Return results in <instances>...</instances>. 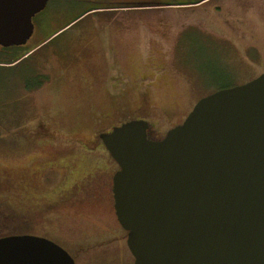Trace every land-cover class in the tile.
I'll use <instances>...</instances> for the list:
<instances>
[{
    "label": "rangeland",
    "instance_id": "rangeland-1",
    "mask_svg": "<svg viewBox=\"0 0 264 264\" xmlns=\"http://www.w3.org/2000/svg\"><path fill=\"white\" fill-rule=\"evenodd\" d=\"M121 1L138 0H49L35 15L36 27L26 45L0 53V59L6 60L9 53L42 40L47 31L39 29L38 23L57 10L66 13L62 21L85 12L57 31L49 44L32 49L21 63H0V213L10 214L7 219L1 216L0 237H48L75 264H133L134 259L127 248L123 255L115 243L105 250L88 251L82 249L87 247L82 240L71 239L93 220L105 224V194L93 197L84 192L89 186L86 179L78 178L75 183L85 165L81 160L85 153L50 157V161L76 157L80 162L72 163L65 180L62 170L46 173L45 179L41 171L49 154H54L53 146L69 150L68 146L79 144L87 150L93 137L97 144L98 132L119 122L111 95L121 89L129 116H139L140 91H144L145 107L167 127L178 116L187 117L201 98L254 76V71L239 63V55L254 61L256 67L264 63V21L254 11L245 21L236 0H205L195 5L145 3L135 8L117 6ZM245 32L259 43L258 51H240ZM65 39L83 40V45L75 43L82 56L74 52L79 62L66 63L63 53L55 51ZM86 59L93 62L90 71L81 67ZM41 73L47 82L28 95L24 86H36ZM155 128L150 137L162 138ZM78 199L80 204L72 207Z\"/></svg>",
    "mask_w": 264,
    "mask_h": 264
},
{
    "label": "water",
    "instance_id": "water-1",
    "mask_svg": "<svg viewBox=\"0 0 264 264\" xmlns=\"http://www.w3.org/2000/svg\"><path fill=\"white\" fill-rule=\"evenodd\" d=\"M47 2L0 0V46L25 45ZM148 126L130 119L99 135L119 167L114 211L133 264H264V72L201 98L161 139ZM0 264L74 261L24 234L0 237Z\"/></svg>",
    "mask_w": 264,
    "mask_h": 264
},
{
    "label": "flooded vegetation",
    "instance_id": "flooded-vegetation-1",
    "mask_svg": "<svg viewBox=\"0 0 264 264\" xmlns=\"http://www.w3.org/2000/svg\"><path fill=\"white\" fill-rule=\"evenodd\" d=\"M197 1L198 0H177L176 4H174L173 2H170V3L165 2L164 3L163 1H160V0H156V1H152V2H145L144 0L121 1L120 3H118L117 6H119L121 8L122 7L135 8V7H142V4H145V3H158V5H162V4H164V5H177V4L195 5V4H200V3H196ZM236 1H237V5H236L237 11L239 12V14L242 17H244L245 21L248 20V18H249L248 13L250 11L256 12L257 15L260 17V19H262L264 21V0H236ZM47 5H48V2L46 3L45 8L47 7ZM64 14H66L65 11L57 10L56 12H54V14L50 15L49 17L45 16L42 20H40L38 23V28L47 31L44 38L42 40L38 41L32 47H29L28 49H23L22 51H19V54H22V55H20V57H18L19 59H17L15 62L9 63V64H11V66H13L18 61H20L19 63H21L26 58V55L32 49H34L35 47L40 46V45L44 46V45L49 44L52 41V38L56 34L57 31L65 28L66 27L65 25H67L69 22H71L73 19L76 18V17L70 18L68 20L62 21ZM34 18H35V16L32 18V23L34 26L33 32H34V29L36 27L35 22H34ZM240 24L243 25L244 24L243 21L242 22L240 21ZM242 34H243L242 35L243 39H242V37L240 39L243 41V43L239 44L240 48H241L240 51H242L245 54H248L251 50L258 51L259 48L256 46V44H259V43H257L254 36H252V33L245 32ZM32 35H33V33H32ZM80 39H82V38H80ZM75 43H79V44L83 45V40L80 41V40H74V39H68V40L65 39V41H63L62 43H58L59 45L57 44L56 47L54 48L57 53H60V54L63 53L62 55H63V57H65L64 62H66V63H71V61L79 62L80 59H78L77 54L82 58V56L79 53H77L78 52L77 49L79 47V44L76 47ZM25 45L20 46V47H24ZM71 47H74L75 50H72ZM74 52H76L77 54ZM75 55H76L77 59H75ZM73 56H74V59H73ZM238 60H239V63L241 65L243 63L242 66H244L246 69H250V70L255 72V75L252 76L249 80H247V82L253 80L254 78H256L257 76H259L261 73L264 72V63L262 61L258 64L261 67H256V66H254V64H255L254 61H249L247 58H244L243 55H239ZM83 62L84 63L81 65V67L83 69H85L87 71H90V69L92 70V67L90 64H92L93 62L91 59H86ZM71 66L72 65H70L69 67H71ZM253 68H256V69H253ZM250 70H248V71H250ZM40 75L37 76L38 77L37 78L38 83L36 86H30V85L24 86V90L28 93V95L32 94L33 92L38 91L39 88L41 87V85H43L45 82H47V80H48L47 76H44L43 74L41 76ZM145 94L146 93L144 91H142V92L140 91V106L138 107L139 116H137V117L129 116L131 114V112L127 106L128 103L126 102L125 90L123 91L121 89V91L118 92L116 95H114V96L111 95V98H113V100H114L113 102H116L115 103L116 104V111L118 114L119 122L117 124L112 123L109 128H104L105 130L99 131L98 135L96 136L97 138H99V142L97 144L93 143V142H96L95 137H93L91 140H89V142H91L88 145L90 147V149H87V150H83V148H85L87 146L79 145V144H76L73 146H68L69 150H61V149H66V148H60L57 150V148H56L57 146H53L54 154H49V156L44 161V165L42 167L41 172H42V175H44L45 179L47 177L46 173L50 174V173L62 170L65 174V177H64V180H65L68 176V172L70 170H72V168L74 167V165L72 163H74V162L79 163L80 160L77 159L76 157L75 158H68V157L63 158V156H61V157L59 156V158L56 159L55 161H50L52 156H54L58 153H65V154H70L72 152L85 153V155H83V157L81 158V160H83L85 165L83 167V170L80 171V173H79L80 175L78 174L79 176L78 175L76 176L75 183L77 182L78 178L86 179V185L89 184V186H88V188H84V192L87 193L89 191L90 193H92L91 195H93V197H95L96 195L102 196L103 194H105L103 201H106L104 203V205L106 206V210H107L106 212L108 214V217H107V220L105 221V224L100 225V223L93 220L90 225H87L85 228H80L78 230L80 235L78 234V235H75L74 237L71 238L72 240H82L81 242L82 243L84 242L85 245L87 246L86 248L83 247L82 248L83 250H85V249L88 251L92 250V249H99V250L104 249L105 250L106 248L110 247V245L112 243H115L119 248L122 249L123 255H124V252H126V248H127V250H129L127 247V231L124 230L121 227V225L119 224V222L117 221L115 211H114V200H113V192H112V187H113L112 178H113L114 173L119 169V167H118L117 163L114 161V159L112 158V156L110 155V153L107 150V148L105 147V145L104 144L101 145V143H103V142L100 139L99 135L101 133L110 132L113 127L119 126L121 123H123L127 120L142 119V120H146L148 122L149 126L147 129V135L150 139H153L149 135V132H150V130H152L151 128L153 126H156V128H155V131L157 132L156 134L161 133L164 136L169 129L175 127L176 125L181 124L184 121V119L186 118V115L185 116H178L176 119H174L172 124L166 125L167 127L163 126V124H164L163 121L159 117L154 116V114L147 107H145V101H144ZM159 138H160V136H159ZM45 163H46V165H45ZM114 164L117 165L116 168L113 167L112 169H110L111 165H114ZM93 189H95V190H93ZM79 200L80 199L75 201V203L71 204V206L72 207L76 206V205L78 206V204H80ZM34 201H36V202H34ZM34 201L33 202L35 204H37V200L34 199ZM65 209L70 210L71 208H65ZM38 237L46 238V239L54 242L55 244L59 245L57 242H55L52 239H49L48 237H45V236H38ZM76 238H78V239H76ZM90 238H92V240L88 241ZM93 242H95V243H93ZM84 243H83V245H84ZM59 246L61 248H63L61 245H59ZM71 258L73 259L72 256H71ZM73 261L75 264L74 259H73Z\"/></svg>",
    "mask_w": 264,
    "mask_h": 264
},
{
    "label": "trees",
    "instance_id": "trees-1",
    "mask_svg": "<svg viewBox=\"0 0 264 264\" xmlns=\"http://www.w3.org/2000/svg\"><path fill=\"white\" fill-rule=\"evenodd\" d=\"M22 47H8V48H3L0 46V53H5V52H9V51H16L17 49H21ZM10 58H7L6 60H1L0 59V63H11L12 61L18 59V57H20L19 52H15V53H9L8 54ZM1 205V204H0ZM8 214V215H7ZM10 214L7 212L0 213V219L3 221L2 217L6 218L9 216ZM2 216V217H1ZM11 216L15 218V214L11 213Z\"/></svg>",
    "mask_w": 264,
    "mask_h": 264
},
{
    "label": "crops",
    "instance_id": "crops-1",
    "mask_svg": "<svg viewBox=\"0 0 264 264\" xmlns=\"http://www.w3.org/2000/svg\"><path fill=\"white\" fill-rule=\"evenodd\" d=\"M11 65V64H10Z\"/></svg>",
    "mask_w": 264,
    "mask_h": 264
}]
</instances>
